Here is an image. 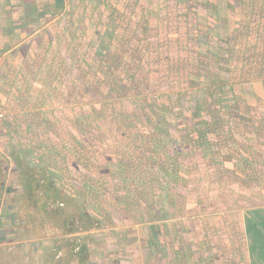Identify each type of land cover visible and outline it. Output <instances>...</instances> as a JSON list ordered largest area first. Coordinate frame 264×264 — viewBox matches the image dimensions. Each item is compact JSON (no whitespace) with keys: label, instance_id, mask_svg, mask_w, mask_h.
<instances>
[{"label":"rangeland","instance_id":"374dc122","mask_svg":"<svg viewBox=\"0 0 264 264\" xmlns=\"http://www.w3.org/2000/svg\"><path fill=\"white\" fill-rule=\"evenodd\" d=\"M238 1L23 0L21 8L5 9L0 218L5 202L15 203L4 197L15 183L11 174L19 171L27 182L30 173L39 187L23 196L19 191L24 210L18 214L40 221L42 236L58 231L52 204L43 216L36 211L35 199L45 191L42 181L50 176L68 196L60 203L67 207L64 213H89L97 242L107 239L97 249L105 244L106 253L116 237L135 234L130 225L139 228L157 218L163 222L152 223L155 232L148 237L155 234L172 257L200 253L201 264L242 261L239 239L246 223L264 229V24L251 25V15L264 17V5L260 0V11L249 10L251 4L238 9ZM14 10L16 18L7 16ZM27 14H40L34 26L42 29L35 41L18 45L26 36L20 28L32 29L31 22L24 24ZM222 38L227 51L219 61L214 51ZM100 47L117 68L118 95L138 93L127 87L138 83L150 92L95 101L104 96V90L94 92L95 82L107 73ZM236 51L244 53L243 62L232 59ZM218 66L227 67L220 73L225 82L220 91L218 84H208ZM152 103L164 105L170 116L158 114L145 128L143 108L150 107L149 116L160 108ZM155 120L160 125L154 130ZM215 138L224 140L213 144ZM207 139L212 144L205 148ZM180 162V174L188 178L170 184ZM160 165L173 169L169 185L160 180L166 173ZM7 173L8 184L2 181ZM76 218L77 228L87 224L85 217Z\"/></svg>","mask_w":264,"mask_h":264},{"label":"crops","instance_id":"0c3cea01","mask_svg":"<svg viewBox=\"0 0 264 264\" xmlns=\"http://www.w3.org/2000/svg\"><path fill=\"white\" fill-rule=\"evenodd\" d=\"M241 2L242 4H240L239 0L238 3H235L236 8H244L245 5L249 6L251 4L249 10H257V8L259 11L262 10L260 8V0H242ZM20 3H23V0H1L0 10L2 11H0V16L3 18L6 16L2 12L8 10L9 6L16 8V10L18 7L21 8ZM241 14L242 24H244L245 13ZM7 16L16 18L15 10L7 14ZM228 16L231 18L230 14ZM251 17L253 19L251 22L252 27L264 24V17H261V15L256 19L252 15ZM23 18L26 26H30L32 23L31 30L25 29L23 26L20 28L26 36L18 45L25 46L27 43L36 40V35L42 28L34 26V23L37 24L36 22L40 21V14H32V16L27 14ZM248 26L247 18L246 31L249 29ZM16 160L19 162V157ZM11 175L12 178H15V183L11 184L10 191L9 188L5 187L4 197L15 198V203L5 202V212L3 211L4 214L0 218V264H201L200 253H193L187 258L183 257V254L176 253L174 258L169 252H164V249L161 248L162 245H159L156 239L157 237H154L155 234L152 237H148L150 230L152 233L155 232L152 229V223L163 222L154 221L157 218H148L146 223H139L138 221L139 225L144 227L145 230L142 227H136L138 224L130 225V227L132 226L130 232L135 234L120 235L113 239V244L110 243L108 253L102 251L107 249L104 247L105 244H103L104 246L101 249H97V246H100L102 241L106 242L107 239L103 237L102 241L97 242L98 233L97 231L93 233L94 229L92 228L82 229L79 227L73 232L63 233L57 231L42 236L37 231V229H40V221L35 222L32 214V216H27L25 219H21L18 214L21 210H24L23 204L19 201V191H21L22 196L25 194V189L23 188L24 175H21L19 171L15 172L14 176L13 174ZM12 178L7 173L2 181L8 184ZM33 208H35V205H33ZM36 211L39 212L38 209ZM15 212H17L16 215L14 214ZM32 212L35 213V210ZM134 226L136 227L135 229ZM53 227L55 229L56 227L62 228L61 221L54 222ZM118 232H121V230L119 229ZM245 234L244 237L239 239L240 243L243 244V255H241L243 260L228 261L226 263L264 264V229H260V226L254 225L252 222H247ZM124 238L126 241L121 244Z\"/></svg>","mask_w":264,"mask_h":264},{"label":"trees","instance_id":"16d2710c","mask_svg":"<svg viewBox=\"0 0 264 264\" xmlns=\"http://www.w3.org/2000/svg\"><path fill=\"white\" fill-rule=\"evenodd\" d=\"M218 40H219L218 43L219 44L222 43L221 44L222 46H221L220 50H217V48H216V51H214V55L216 56V58L219 59V61H221V60H225V58H226L227 47L225 46V43H226L227 39L226 38H222V39H218ZM100 48H101V52H99V53L102 55L104 63L106 65V67L103 68V69L105 71H107V73L106 74H102L101 79L95 82L96 84H95V87L93 88L95 93H96L97 90H102V91L104 90V93H103L104 96L102 98L95 99V101L102 102L101 100H105L107 98L111 99V98H117L118 96L138 95L139 93H141L139 91H142V90L144 91L145 94H148L150 92L148 90V87L146 88L145 85L138 83L136 85V87H133L134 85H127V87L130 88L133 91H137L138 90V93H126V94H123V95H118L119 91H117V90H120V88H119L120 84H119V82L117 83V81H116L117 79L115 80V76L113 75V74H116L117 68L112 66V64H111L112 59H109V56L106 53L107 51L105 49H103V47H100ZM243 54L244 53H242L240 51H236V52L233 53L232 59L236 57L241 62V60L243 58ZM247 59H248V57H246V60ZM242 62H243V60H242ZM226 69H227V67L224 68V67H221V66L216 67V70L214 72H211V69H208V68L204 69V70L210 71L211 74L214 75V78L211 79L210 80L211 82L208 83V84H212V83L213 84H218V87H217L218 90L220 91L221 89H223L224 86H225V82L224 81L222 82L224 84L220 83V80L222 78L221 77L222 74H220V73H224V72L226 73ZM250 70H251V68H247L245 73H248ZM205 72L207 73V71H205ZM228 72H230V70ZM238 73L242 74V71H241L240 67L238 68ZM238 77L239 76H236V75L232 76V78H238ZM127 87L124 88V89H128ZM93 96L94 95H92V97ZM155 96H154V98H155ZM157 98H159V97H157ZM157 104L160 105V108H158L156 106ZM152 105H153L154 109L158 108V110L153 112L152 115H150L151 117L148 115V110H147V109L151 110L150 107L147 108L145 106L147 109L143 108L144 116H143L142 121H140V122L144 124L145 128H148V119H153L156 116H158V114H161L163 116V118H164V116L165 117L170 116V111H168L167 108L164 105H162L161 103H152ZM217 106L218 107H222V110H224V108L227 107V105L222 103L221 101H220V103H218ZM137 108L138 107H136L134 110H137ZM134 116H136V115H134ZM155 122H156V120L152 123L153 124L152 128L154 130L156 129L157 125H160L159 123H157V122L155 123ZM194 123H195V118H193V123L192 124L194 125ZM198 124H200V127H202L201 125H203L201 123V121H199ZM204 128H205L206 131H210L209 124H208V127H206V125H205ZM219 131H223V130H219ZM188 136H189L188 137L189 140L195 139L194 137H192L193 135H188ZM223 140H224L223 138H215L214 141H213V144L214 143H220L221 144V142ZM152 142L154 143V141H152ZM204 143L206 145L205 148H208V146H210L212 144V142H210L209 139L205 140ZM153 147H155V146L153 145ZM153 150H154V148L152 149V151ZM203 150L204 149H202L201 152H203ZM188 163H190V162H188ZM181 165H182V162H180L179 165H177V169H176L177 171L176 170L174 171L176 177H174L175 179H172L170 181V184H176L177 179H179L177 184H179V182H182L183 184L186 182V179L188 177L186 178V175L180 174ZM160 167H162V165H160ZM162 168L165 170L166 173H165V175H162L161 172H160V175H162V177H160L161 178L160 180H164L165 184L169 185L167 183V174H171V172H173V169H169L168 170V167H166V166H163ZM167 170H168V173H167ZM178 170H179V173H178ZM181 170H183V169H181ZM26 175H27V177L25 178V181L27 180V182L23 183V188L29 193V190L37 189L39 187V178H37V179L32 178L30 173L26 174ZM42 178H44V177L42 176ZM45 178H46L45 181H42V186L45 189L44 193L42 194L43 198L41 197L42 201H41L40 197H38V198L36 197V199L34 198L35 201H36L35 204L37 206V209L39 210V213H37V214H40L41 216L47 214L48 212L45 211V209L48 207V205L52 204L53 205V207H52L53 211H50V213L53 214V215H56V218L58 219L57 221H61L62 228L56 227L59 232L61 231V232L64 233V232H73V231L77 230L78 228H77V226H74V222L77 219L76 217L79 216V215L81 216L82 219H84V217H85V220H86V223H87V224L82 225L81 228L82 229L92 228L93 222H92V224H90V222H91L90 220L91 219H89V213H87V214H86V212L85 213L84 212L83 213H71V211H69L68 213H64V210L67 207H63L62 205H60V203H62V201H64V198H66L68 196H65L66 193L55 184L54 179H52L50 176H48V178L47 177H45ZM31 182H33V183H31ZM170 192H172V191H170ZM69 198H72V197H69ZM72 199H74V198H72ZM68 200L71 201V199H68ZM54 205H55V207H54Z\"/></svg>","mask_w":264,"mask_h":264},{"label":"built area","instance_id":"2783aa9c","mask_svg":"<svg viewBox=\"0 0 264 264\" xmlns=\"http://www.w3.org/2000/svg\"><path fill=\"white\" fill-rule=\"evenodd\" d=\"M0 2H1V0H0Z\"/></svg>","mask_w":264,"mask_h":264}]
</instances>
